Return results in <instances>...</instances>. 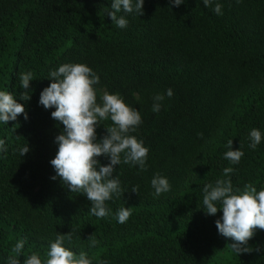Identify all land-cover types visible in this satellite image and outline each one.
Wrapping results in <instances>:
<instances>
[{"label": "trees", "instance_id": "obj_1", "mask_svg": "<svg viewBox=\"0 0 264 264\" xmlns=\"http://www.w3.org/2000/svg\"><path fill=\"white\" fill-rule=\"evenodd\" d=\"M216 2L222 15L212 12ZM109 7L110 0H0V90L18 97L27 91L20 74L34 77L30 99H17L27 119L0 124V264L20 238L23 264L32 252L45 259L49 242L68 232L66 246L92 264H264V230L237 256L215 228L221 212L201 208L203 185L224 179L225 168L233 169L234 188L264 187V140L248 148L252 128L264 133V0H212L208 7L144 0L142 15L128 14L124 29L108 17ZM63 63L89 66L99 76L98 96L118 92L142 118L132 135L149 149L147 169L113 166L124 192L107 202L112 215L102 218L87 211L82 193L50 179L53 139L63 125L38 97L49 70ZM169 88L173 95L153 113L152 97ZM110 123L96 127L97 140ZM229 139L244 153L234 165L223 158ZM154 173L171 185L159 197L149 183ZM122 206L131 214L121 224L115 212Z\"/></svg>", "mask_w": 264, "mask_h": 264}, {"label": "clouds", "instance_id": "obj_2", "mask_svg": "<svg viewBox=\"0 0 264 264\" xmlns=\"http://www.w3.org/2000/svg\"><path fill=\"white\" fill-rule=\"evenodd\" d=\"M144 0H110V7L105 9L108 17L116 27L124 29L128 25V14L142 15ZM172 6L179 7L185 0H169ZM204 7H208L212 0H202ZM212 12L222 15V5L214 3ZM122 13L121 15H117ZM49 83L38 97V105L45 110L52 108L50 117L63 125L62 130L54 137L56 152L49 164L54 175L52 180L59 178L62 185L72 193H82L90 202L88 212L97 218L112 215L108 201L113 197H121L124 192L113 166L121 163L135 166L138 171L147 169L148 147L142 139L132 135L142 123L139 110L128 105L118 92L104 91L98 96L97 85L99 76L84 63H63L54 70H49L46 77ZM31 71L21 73L19 88L27 91L20 92L18 97L12 92L0 90V124L15 121L18 115L27 119L23 103L30 99L29 82L33 80ZM173 95L172 89H166L163 94L156 93L153 97L151 111L158 113L165 97ZM111 123L104 127L105 135L99 140L96 137V127L101 121ZM248 148L255 150L264 140V133L258 128H252L248 133ZM223 158L230 164L239 163L243 156L241 146L232 149V139L226 142ZM6 151L5 141L0 139V152ZM29 151L28 146L19 149L20 157ZM104 156L107 163L101 165L97 157ZM115 171V175H113ZM224 179L205 183L201 189L202 209L205 214L221 215L214 221L217 233L230 238L229 247L238 256L242 252L252 249L247 246L248 240L255 235L256 229L264 230V187L257 190L255 186L245 184L243 188H234L229 177L233 171L225 168ZM152 195L159 197L167 193L171 185L166 176L154 173L150 179ZM131 191L136 193L133 186ZM131 207V206H130ZM130 207L122 206L115 212L117 223H125L131 212ZM71 239L70 232L56 234L55 239L48 244L46 257L41 259L37 252H32L23 260V264H92L85 252L74 253L66 246ZM24 238L17 240L12 247V255L7 256L6 264H21L18 257L23 255ZM93 239L89 246L95 245Z\"/></svg>", "mask_w": 264, "mask_h": 264}]
</instances>
